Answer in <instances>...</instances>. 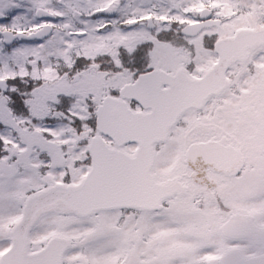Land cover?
<instances>
[{
  "label": "snow or ice",
  "instance_id": "6c2138e0",
  "mask_svg": "<svg viewBox=\"0 0 264 264\" xmlns=\"http://www.w3.org/2000/svg\"><path fill=\"white\" fill-rule=\"evenodd\" d=\"M0 264H264V0H0Z\"/></svg>",
  "mask_w": 264,
  "mask_h": 264
}]
</instances>
